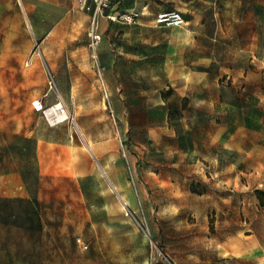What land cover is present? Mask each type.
<instances>
[{
  "label": "rangeland",
  "instance_id": "rangeland-1",
  "mask_svg": "<svg viewBox=\"0 0 264 264\" xmlns=\"http://www.w3.org/2000/svg\"><path fill=\"white\" fill-rule=\"evenodd\" d=\"M0 2V264H264V0Z\"/></svg>",
  "mask_w": 264,
  "mask_h": 264
},
{
  "label": "crops",
  "instance_id": "crops-1",
  "mask_svg": "<svg viewBox=\"0 0 264 264\" xmlns=\"http://www.w3.org/2000/svg\"><path fill=\"white\" fill-rule=\"evenodd\" d=\"M2 1V0H0ZM37 2H43L48 3L50 5L56 6V7H65L67 10V14L70 13L71 10L75 8V6L80 4V0H36ZM89 4H91L90 0H87ZM110 8L109 11H118V12H124L129 11L131 9H135L138 12H140V15L137 18L136 25L141 26H148L150 27L151 24L154 23L155 17L162 13L166 12L168 9L172 8V4H170L169 0H110ZM1 5V2H0ZM25 6H30V3H22V7L25 13V16L27 17V20L29 24H31V21L28 17V14L26 12ZM83 7V6H81ZM107 13V12H106ZM18 15L14 11L9 10V8L1 9L0 10V23L4 24L6 23L7 26L9 24H14L15 17ZM91 14L89 13V26H90V18ZM104 23L108 24L109 22L107 19L103 16L98 19L99 24V32L102 31L101 29L104 28ZM102 36V32H100Z\"/></svg>",
  "mask_w": 264,
  "mask_h": 264
},
{
  "label": "built area",
  "instance_id": "built-area-1",
  "mask_svg": "<svg viewBox=\"0 0 264 264\" xmlns=\"http://www.w3.org/2000/svg\"><path fill=\"white\" fill-rule=\"evenodd\" d=\"M82 5L85 7L87 0H80ZM91 7L86 6V10L91 11L90 14V26H89V46L92 49H95L100 41L101 34L99 32V24L98 19L100 17H105L110 22H115L117 20L124 21L126 23L136 24L137 18L140 15L135 9H131L130 11L124 12H116L109 11L110 8V0H90ZM107 12V13H106ZM185 22L182 15L177 11H166L158 14L155 18V26H174V27H182ZM41 105L39 107H35V110H41ZM45 113V112H44ZM68 110L59 104V107L56 109V113L52 114L49 118L54 120L56 116H67Z\"/></svg>",
  "mask_w": 264,
  "mask_h": 264
},
{
  "label": "bare ground",
  "instance_id": "bare-ground-1",
  "mask_svg": "<svg viewBox=\"0 0 264 264\" xmlns=\"http://www.w3.org/2000/svg\"><path fill=\"white\" fill-rule=\"evenodd\" d=\"M59 107V104L50 107L49 109L45 110V114L47 117H50L52 114L56 113V109ZM64 116H56L55 119L60 120Z\"/></svg>",
  "mask_w": 264,
  "mask_h": 264
},
{
  "label": "trees",
  "instance_id": "trees-1",
  "mask_svg": "<svg viewBox=\"0 0 264 264\" xmlns=\"http://www.w3.org/2000/svg\"><path fill=\"white\" fill-rule=\"evenodd\" d=\"M0 202H5V203H8V204H13V203H16V202L21 203V200H3L2 198H0ZM19 217H20L21 220H23L24 217H25V214L22 212L19 215Z\"/></svg>",
  "mask_w": 264,
  "mask_h": 264
}]
</instances>
